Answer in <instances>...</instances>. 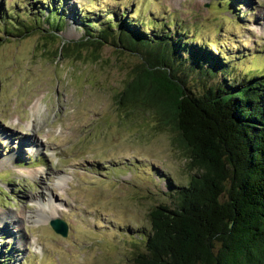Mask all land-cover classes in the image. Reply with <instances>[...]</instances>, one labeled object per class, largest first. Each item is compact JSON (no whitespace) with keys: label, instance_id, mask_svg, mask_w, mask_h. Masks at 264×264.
I'll list each match as a JSON object with an SVG mask.
<instances>
[{"label":"rangeland","instance_id":"obj_1","mask_svg":"<svg viewBox=\"0 0 264 264\" xmlns=\"http://www.w3.org/2000/svg\"><path fill=\"white\" fill-rule=\"evenodd\" d=\"M51 9L64 15L57 39L47 33V23L55 29ZM76 14L95 28L122 14L150 24L139 26L147 36L164 26L184 32L187 46L226 66L229 83L264 72V0H0V212L7 214L0 264H129L142 249L134 234L148 229L150 207L167 202L158 192H166L162 177L172 184L190 177L169 128L117 104L139 54L87 42L78 57H56L63 44L86 37L79 21L70 22ZM36 15L41 29L6 33ZM52 213L67 224V237L51 229Z\"/></svg>","mask_w":264,"mask_h":264},{"label":"trees","instance_id":"obj_2","mask_svg":"<svg viewBox=\"0 0 264 264\" xmlns=\"http://www.w3.org/2000/svg\"><path fill=\"white\" fill-rule=\"evenodd\" d=\"M56 12L48 14L55 29L44 20L51 39L64 26V15ZM39 15L34 24L11 22L6 33L20 37L41 29ZM90 19L71 16L86 37L74 47L63 44L56 57L66 59L87 42L94 49L108 45L139 54L142 62L117 94V104L152 113L168 127L190 173L185 184L162 177L166 192H158L167 202L150 207L148 229L134 234L142 249H135L129 264H264V72L229 83L221 76L226 66L187 46L184 32L164 26L147 36L139 26L150 24L122 14L101 19L99 28ZM184 52L186 60L180 59ZM183 67L196 75L197 92Z\"/></svg>","mask_w":264,"mask_h":264},{"label":"water","instance_id":"obj_3","mask_svg":"<svg viewBox=\"0 0 264 264\" xmlns=\"http://www.w3.org/2000/svg\"><path fill=\"white\" fill-rule=\"evenodd\" d=\"M51 229L63 238L67 237V224L59 219H53L49 222Z\"/></svg>","mask_w":264,"mask_h":264},{"label":"bare ground","instance_id":"obj_4","mask_svg":"<svg viewBox=\"0 0 264 264\" xmlns=\"http://www.w3.org/2000/svg\"><path fill=\"white\" fill-rule=\"evenodd\" d=\"M18 142V141H17ZM10 144V143H9ZM0 215L1 216H3V217H6L7 216V214L5 213V211L4 210H2V212H0ZM55 215H56V213L55 214H50V215H48V216H46L45 218L47 219V220H49V219H53L54 217H55ZM40 216V215H39ZM40 218V217H39Z\"/></svg>","mask_w":264,"mask_h":264}]
</instances>
